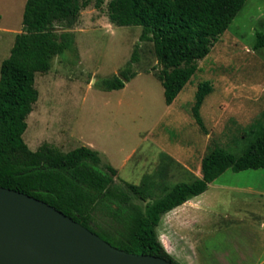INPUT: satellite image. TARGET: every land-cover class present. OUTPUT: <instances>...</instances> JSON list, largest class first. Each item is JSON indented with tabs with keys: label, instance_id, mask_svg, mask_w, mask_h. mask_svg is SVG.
I'll return each instance as SVG.
<instances>
[{
	"label": "rangeland",
	"instance_id": "obj_1",
	"mask_svg": "<svg viewBox=\"0 0 264 264\" xmlns=\"http://www.w3.org/2000/svg\"><path fill=\"white\" fill-rule=\"evenodd\" d=\"M26 1L0 0V76L2 62L22 31ZM109 2L99 8L91 0L76 20L56 23V30L73 32L75 45L57 55L49 71L37 73L39 99L23 138L32 150L45 142L63 151L82 145L98 150L118 170V184L148 181L146 192L153 200L163 195V185L199 176L204 156L215 146L240 154L262 131L264 47L256 48V42L257 34L264 33V0H247L211 52L198 60L197 71L170 105L153 43L140 39L142 26L111 22ZM137 46L134 77L122 89H105L103 81L126 67ZM205 81L214 88L202 106V129L193 106ZM223 176L232 178L235 173L229 169ZM149 200L133 195L132 202L144 209ZM93 227L112 231L118 224L98 209ZM211 235L209 249L197 264H216L220 257L237 264L234 255L246 245L235 240L234 228ZM247 252L244 256H249Z\"/></svg>",
	"mask_w": 264,
	"mask_h": 264
},
{
	"label": "trees",
	"instance_id": "obj_2",
	"mask_svg": "<svg viewBox=\"0 0 264 264\" xmlns=\"http://www.w3.org/2000/svg\"><path fill=\"white\" fill-rule=\"evenodd\" d=\"M105 0H96L101 7ZM91 0H27L22 31L10 55L3 60L0 76V186L44 200L88 227L116 247L133 253L153 254L179 263L165 248L157 232L162 216L204 193L227 170L240 172L264 168V126L242 153L215 146L203 158L201 176L190 182L163 185V195L153 199L150 183L125 186L116 182L118 170L98 150L82 145L69 151L45 142L32 150L25 142L27 118L39 99L38 72H47L53 59L75 45L71 31H58L57 22L76 20ZM247 0H110L111 22L142 26V41L153 43L165 100L172 104L198 69L214 42L229 29ZM264 47V33L257 34L256 48ZM138 46L118 74L103 81L107 90L122 89L134 77L132 64L139 60ZM210 81L200 83L193 115L205 128L201 110L213 91ZM162 188V187H161ZM133 195L150 199L145 208L132 202ZM101 210L118 224L115 230L93 227Z\"/></svg>",
	"mask_w": 264,
	"mask_h": 264
},
{
	"label": "crops",
	"instance_id": "obj_3",
	"mask_svg": "<svg viewBox=\"0 0 264 264\" xmlns=\"http://www.w3.org/2000/svg\"><path fill=\"white\" fill-rule=\"evenodd\" d=\"M234 173L232 178H224L223 173L204 193L162 216L159 239L179 263L197 264L209 249L207 238L230 226L235 240L246 245L234 255L236 263L246 264L257 257L256 263L264 264V168ZM216 264H233V259L220 257Z\"/></svg>",
	"mask_w": 264,
	"mask_h": 264
},
{
	"label": "water",
	"instance_id": "obj_4",
	"mask_svg": "<svg viewBox=\"0 0 264 264\" xmlns=\"http://www.w3.org/2000/svg\"><path fill=\"white\" fill-rule=\"evenodd\" d=\"M0 264H174L128 252L44 200L0 186Z\"/></svg>",
	"mask_w": 264,
	"mask_h": 264
}]
</instances>
